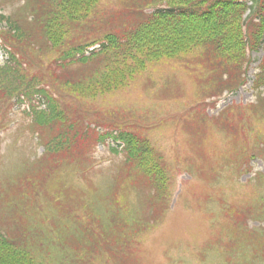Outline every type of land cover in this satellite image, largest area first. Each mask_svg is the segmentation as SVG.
Returning a JSON list of instances; mask_svg holds the SVG:
<instances>
[{
  "label": "trees",
  "instance_id": "trees-1",
  "mask_svg": "<svg viewBox=\"0 0 264 264\" xmlns=\"http://www.w3.org/2000/svg\"><path fill=\"white\" fill-rule=\"evenodd\" d=\"M159 1L133 7L130 13L134 23L129 29L110 31L100 39L69 46L50 62L49 72L38 71L34 75L24 71V64L17 55V48L22 47L25 39L30 37L25 21H30L39 30L34 33L46 41L47 47L58 48L66 42L75 25L91 15L99 0H24L20 8L21 15L13 17L0 14V25L7 23L5 27L0 26V36L3 38L1 45L7 52V59L0 64L1 115L6 119L15 106L26 105V113L31 116L30 129L41 136V129L51 130L54 134L44 140L45 158L40 162L42 167L38 172L43 175L48 172L47 175L54 180L69 183L71 180H62L56 175L64 170L56 165L51 166L50 162L45 161L46 156L60 152L66 154L88 141L105 145L111 141L113 149L123 155L121 163L112 167V172L108 171L102 180L95 178L97 174L92 173L96 170L94 162L88 163L87 159H83L79 166L81 183H86L82 186V192H90L94 194L92 198L102 202L95 209L107 222H124L122 227L114 225L116 233L121 234L124 242L117 235V242L114 241L107 233L104 242L91 244L94 254L102 259L94 257L91 263L90 259H82L84 264H116L118 259L127 263L131 259L133 232L139 228V232L144 234L149 227L165 220L175 173L166 155L146 134L148 130L138 129L141 128L140 124L124 128L117 122L98 119L95 129L85 126L76 118L73 119L68 105L60 102L62 98L55 95L51 87L60 85L68 93L77 92L83 96L113 91L125 87L135 72L193 52L200 46L206 47L205 58L210 62L214 60L216 67L212 69L218 72L216 80L205 77L202 83L213 85L212 96H219L224 90L233 92L247 82L246 74L253 60L251 53L264 48V0H165L166 5H158L150 13L145 12L143 7ZM248 10L250 14L245 17ZM258 69L255 80L258 97L255 103L247 106L230 105L215 119L207 113L201 118L204 109L193 111L190 113L191 123L219 120L216 124L227 126L230 123V127L235 129L238 124L234 119L244 115L245 111L249 112L248 119L264 122V58ZM189 70L188 74H195L192 69ZM196 77L200 82L201 75L196 74ZM163 83L166 91L175 85L176 91L170 90L175 97L183 94V86L175 84L174 74ZM116 125L123 128H117ZM147 126L145 124L144 127ZM241 134L249 132L243 130ZM255 134L264 136V127L256 130ZM256 142L248 146L241 142L243 149H238L235 144L224 158L229 163L235 159V164L231 163L234 168L242 167V160L245 166L256 158L264 161V138ZM219 154L220 151L208 152L196 148L194 155L191 154L180 171L201 180L206 199L205 209L217 204L215 216L217 213L238 215V220L236 218L232 226H225L221 231L222 239L228 238L226 243L234 250L227 264H264V171L254 172L250 163L248 170L253 172L254 184L259 192L254 205H249L243 214L236 213L230 195L233 188L231 169ZM226 183L231 186L229 194L214 193L215 184L223 190ZM135 185L142 193V203L148 208L140 216L132 213L127 199ZM90 205L94 207L92 203ZM92 207L89 209L91 215ZM77 218L83 221L85 216L77 214ZM251 219L258 221V226H249ZM81 226L85 231L88 229L87 223ZM25 239L19 234L17 238H11L0 231V264H43L21 247L20 243ZM216 240L217 243L209 246V249L221 247L220 239ZM117 243L123 247H113ZM102 248L114 250L110 263L101 254Z\"/></svg>",
  "mask_w": 264,
  "mask_h": 264
},
{
  "label": "rangeland",
  "instance_id": "rangeland-1",
  "mask_svg": "<svg viewBox=\"0 0 264 264\" xmlns=\"http://www.w3.org/2000/svg\"><path fill=\"white\" fill-rule=\"evenodd\" d=\"M152 1L154 0H99L91 15L75 25L76 28L70 31L66 42L58 48L47 47L46 41L34 33L39 30L30 21H25L30 37L25 39L22 47L17 48L24 71L32 75L38 71L49 72L50 62L58 58L69 46L100 39L110 31L129 29L134 23V17L130 13L132 8L144 6ZM163 4L166 5L167 1L160 0L143 8L146 13H150L156 6ZM22 5L24 0H1L0 14L17 17L22 14ZM205 56L206 47L195 48L193 52L163 60L135 72L123 88L94 96L68 93L60 85L51 87L55 95L62 98L60 102L68 105L73 119L76 118L85 126L94 128L98 119L117 122L124 128L140 124L141 128L136 125L138 129L148 130L145 133L166 155L173 167L175 181L170 188L172 193L168 199L169 208L165 222L160 221L157 225L149 227L144 234L140 233L135 225L137 230L133 232L131 259L127 264H227V259L232 256L234 250L226 243L228 238L222 239L221 231L225 226H232L236 218L238 220V215L217 213L215 216L218 211L217 204L205 209L206 199L201 180L195 176L191 178L183 170L180 171L191 154L194 155L196 148L208 152L220 151L219 157L230 166L233 180L230 195L236 213L243 214L249 205H254L259 192L254 184L253 172H249L248 168L251 163L254 172L264 171V163L255 159L245 166L242 160L243 166L234 168L232 164H235V159L231 164L224 156L229 155L235 144L238 149H243L241 142L248 146L258 143L256 140H263V134H255V131L262 129L264 122L248 119L249 112L245 111L244 115L234 119L238 124L235 129L230 127V123L227 126L223 123L216 124L219 120L211 123H191L190 113L193 111L204 109L201 118L207 113L215 119V116L210 114H216L223 106L233 101L250 105L256 100V91L252 89L250 81L236 93L221 95L216 102L217 107L211 109L212 100L216 98L212 97L211 93L213 85L203 84L202 80L212 77L214 81L218 72L212 69L216 67L214 60L210 62ZM252 57L250 79L254 78L257 72L255 68L264 58L263 49L253 53ZM5 58L0 49V62L3 63ZM189 68L195 72L194 75L188 74ZM172 74L175 84L183 86L181 97H175L173 91H170H176L175 85L167 91L164 88L163 82L171 78ZM196 74L201 75L200 82ZM27 108L26 105L17 106L6 119L0 111L1 232L14 233L16 238L18 232L21 238L26 237L22 240L23 243H20L21 247L43 264H84L82 259H90V263L94 261V257L102 259L94 254L91 244L104 242L107 233H110L114 241L117 242V235L124 242L114 227H122L124 222H107L95 209L100 207L102 202L98 198H92L94 194L82 192V186L86 183H81L79 166L83 159H87L88 163L94 162L96 170L92 173L97 174L95 178L102 180L106 178L108 171L112 172V167L118 162V165L121 163L123 155L113 149L111 141L106 145L88 141L87 144H80L77 149L74 148L66 154L60 152L54 156H46L45 161L50 162L51 166L56 165L64 170L56 175L62 180H71L69 183L54 180L47 175L48 172L40 174V162L45 158L44 140L54 134L51 130L42 129V136L39 132H33L30 129L31 116L26 113ZM145 124L148 126L144 127ZM116 127L123 128L119 125ZM243 130L249 134L242 135ZM87 149L89 150L86 151ZM132 187L127 197L128 204L132 213L140 216L148 208L141 201L142 193L138 186ZM214 188V193L231 192L228 183L223 190L216 184ZM90 207L93 215L89 213ZM77 214L84 215L85 219L80 220ZM251 217L252 214L249 215V218ZM82 223L88 224L86 231L82 228ZM258 223L251 219L249 226L256 227ZM216 239H220L221 247L209 249V246L217 243ZM118 246L123 247L119 243L113 247ZM101 254L105 261L110 263L114 250L102 248ZM120 262L123 264L124 261L118 259L116 264Z\"/></svg>",
  "mask_w": 264,
  "mask_h": 264
}]
</instances>
